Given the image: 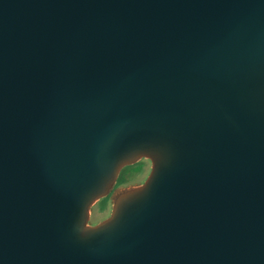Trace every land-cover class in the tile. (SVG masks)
Instances as JSON below:
<instances>
[{
    "label": "water",
    "instance_id": "95a60500",
    "mask_svg": "<svg viewBox=\"0 0 264 264\" xmlns=\"http://www.w3.org/2000/svg\"><path fill=\"white\" fill-rule=\"evenodd\" d=\"M0 264H264V0H0Z\"/></svg>",
    "mask_w": 264,
    "mask_h": 264
},
{
    "label": "rangeland",
    "instance_id": "374dc122",
    "mask_svg": "<svg viewBox=\"0 0 264 264\" xmlns=\"http://www.w3.org/2000/svg\"><path fill=\"white\" fill-rule=\"evenodd\" d=\"M153 167L148 157H139L121 166L117 177L89 208L87 228H95L107 222L117 203L127 195L141 189L147 182Z\"/></svg>",
    "mask_w": 264,
    "mask_h": 264
},
{
    "label": "crops",
    "instance_id": "0c3cea01",
    "mask_svg": "<svg viewBox=\"0 0 264 264\" xmlns=\"http://www.w3.org/2000/svg\"><path fill=\"white\" fill-rule=\"evenodd\" d=\"M152 172V171H151Z\"/></svg>",
    "mask_w": 264,
    "mask_h": 264
}]
</instances>
